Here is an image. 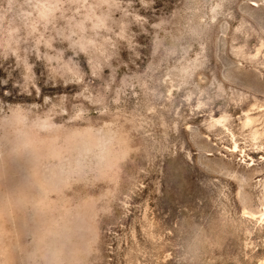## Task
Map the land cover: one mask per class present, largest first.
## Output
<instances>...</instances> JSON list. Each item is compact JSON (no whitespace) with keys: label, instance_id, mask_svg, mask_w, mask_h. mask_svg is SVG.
Listing matches in <instances>:
<instances>
[{"label":"rangeland","instance_id":"1","mask_svg":"<svg viewBox=\"0 0 264 264\" xmlns=\"http://www.w3.org/2000/svg\"><path fill=\"white\" fill-rule=\"evenodd\" d=\"M262 262L264 0H0V264Z\"/></svg>","mask_w":264,"mask_h":264},{"label":"bare ground","instance_id":"2","mask_svg":"<svg viewBox=\"0 0 264 264\" xmlns=\"http://www.w3.org/2000/svg\"><path fill=\"white\" fill-rule=\"evenodd\" d=\"M236 149V146L234 145V149L233 150H235Z\"/></svg>","mask_w":264,"mask_h":264},{"label":"snow or ice","instance_id":"3","mask_svg":"<svg viewBox=\"0 0 264 264\" xmlns=\"http://www.w3.org/2000/svg\"><path fill=\"white\" fill-rule=\"evenodd\" d=\"M262 264H264V262H262Z\"/></svg>","mask_w":264,"mask_h":264}]
</instances>
